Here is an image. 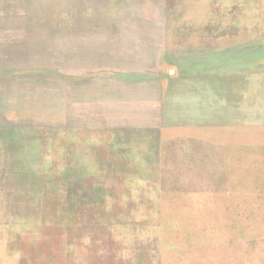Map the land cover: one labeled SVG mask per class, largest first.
Returning <instances> with one entry per match:
<instances>
[{"label":"rangeland","instance_id":"1","mask_svg":"<svg viewBox=\"0 0 264 264\" xmlns=\"http://www.w3.org/2000/svg\"><path fill=\"white\" fill-rule=\"evenodd\" d=\"M222 213L264 230V0H0V264H167Z\"/></svg>","mask_w":264,"mask_h":264},{"label":"crops","instance_id":"2","mask_svg":"<svg viewBox=\"0 0 264 264\" xmlns=\"http://www.w3.org/2000/svg\"><path fill=\"white\" fill-rule=\"evenodd\" d=\"M191 191L189 197L199 200V205L197 211L189 215V224L205 225L210 222V216L198 214L204 208L205 194L194 197ZM227 217L222 213L221 219H212V223H224L222 230L189 229V257H179L167 264H264V230L253 229L251 224L247 227L249 231L245 230V226Z\"/></svg>","mask_w":264,"mask_h":264}]
</instances>
